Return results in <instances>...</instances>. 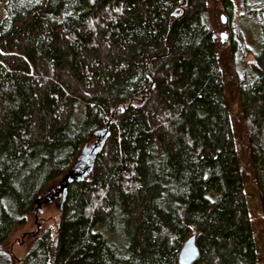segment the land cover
<instances>
[{
	"label": "trees",
	"instance_id": "obj_1",
	"mask_svg": "<svg viewBox=\"0 0 264 264\" xmlns=\"http://www.w3.org/2000/svg\"><path fill=\"white\" fill-rule=\"evenodd\" d=\"M220 3L233 59L248 52L237 21L260 29V52L236 79L264 229V0ZM3 10L2 127L22 123V102L41 88L64 111L57 139L11 175L0 156V264L13 231L109 121L93 168L67 185L56 224L19 264H177L191 236L192 264H260L207 0H6ZM29 27L42 73L12 60Z\"/></svg>",
	"mask_w": 264,
	"mask_h": 264
},
{
	"label": "rangeland",
	"instance_id": "obj_2",
	"mask_svg": "<svg viewBox=\"0 0 264 264\" xmlns=\"http://www.w3.org/2000/svg\"><path fill=\"white\" fill-rule=\"evenodd\" d=\"M5 1L6 0H0V23L5 15L3 10ZM222 17L224 23L221 22ZM205 21L219 44V72L223 81L232 131L238 149V160L243 173L245 183L244 193L254 230L257 254L260 264H264V229L261 206L253 179L250 153L242 120L236 79V72L260 52L259 24L254 19L247 17L237 21V26L243 34L244 43L248 49L242 62H239L238 54L235 55L234 59L230 55L229 37L231 35L232 24H230L229 18L223 12L220 0H207ZM32 30H34V28H32ZM222 33L226 35L224 40L220 37ZM11 56L13 61L25 64L30 73L43 72V63L38 55L36 39L32 38L30 35V27L24 32L19 48L12 53ZM22 108L27 111V114H25L26 118L22 120V123H17L18 120L21 121V118H16L15 124L14 119H10L6 128L2 127V123H0V156H5V165H7L6 170H8L5 175L8 173L11 175L13 169L15 171L19 169L25 161L21 160L22 157L25 158L26 156L28 158L33 155L41 148L47 139L51 137V141L52 138L53 141H55L57 139L56 134L58 128L62 123L64 106L53 92L46 88H41L30 94L28 98L22 102ZM80 110H82V106ZM17 150L21 157L18 160L12 161L15 158ZM59 199L60 196L40 206L30 215L25 226L17 227L13 231L4 246V250L10 255L8 264H19L34 240L46 229H52L54 227L58 219Z\"/></svg>",
	"mask_w": 264,
	"mask_h": 264
},
{
	"label": "water",
	"instance_id": "obj_3",
	"mask_svg": "<svg viewBox=\"0 0 264 264\" xmlns=\"http://www.w3.org/2000/svg\"><path fill=\"white\" fill-rule=\"evenodd\" d=\"M221 22L224 23L223 17L221 18ZM220 37L224 40L226 35L222 33ZM110 123V121L107 122L103 128L95 133V141L92 144L84 146L81 149L72 171L61 178L59 185L52 192L51 196H47L42 200L44 203H49L59 196L64 197L68 184L79 182L88 175L89 171L93 168L96 157L102 151L109 138ZM198 255L199 252L195 243V238L191 236L183 243L177 256V264H192L198 258Z\"/></svg>",
	"mask_w": 264,
	"mask_h": 264
},
{
	"label": "snow or ice",
	"instance_id": "obj_4",
	"mask_svg": "<svg viewBox=\"0 0 264 264\" xmlns=\"http://www.w3.org/2000/svg\"><path fill=\"white\" fill-rule=\"evenodd\" d=\"M121 110H123V109H121Z\"/></svg>",
	"mask_w": 264,
	"mask_h": 264
}]
</instances>
